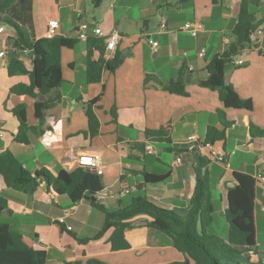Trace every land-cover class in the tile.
<instances>
[{
	"label": "crops",
	"instance_id": "crops-1",
	"mask_svg": "<svg viewBox=\"0 0 264 264\" xmlns=\"http://www.w3.org/2000/svg\"><path fill=\"white\" fill-rule=\"evenodd\" d=\"M88 1L14 0L4 8L0 0V24L4 26L0 51L5 52L0 57V152L10 150L32 173L46 169L52 174L60 169H74L80 156L99 154L103 165L102 190L116 194L115 198L102 201L109 210L128 204L133 196L146 194L185 214L196 177L207 170L214 217L207 231L226 240L227 189L236 183L233 173L264 175V138H252L249 128L250 123L264 128V0L250 6L256 20H260L255 31L258 43H251L232 57L242 59V64L230 62L224 69L225 83L232 85L241 98L251 99V110L224 107L216 90L199 84L207 78L208 61L234 40L232 25L241 0H218L216 4L212 0H114L109 5L111 9L102 13L88 12ZM3 15L22 25L33 39L46 36L50 19L59 23L55 35L77 39L72 47L61 49L64 81L60 86L35 96L8 95L13 85L29 83L27 74H8L9 59L22 60L30 70L32 56L13 47L14 30L3 22ZM81 21L90 26L88 36H96L91 32L94 26L104 33L117 29L120 34L114 51L104 54L105 59L119 55V63L113 70L104 69L98 82H86V40L77 37ZM188 22L202 25L195 36L184 28ZM148 39L157 41V45L149 44ZM201 50L203 55H199ZM94 57H99L97 51ZM174 79L181 80L186 95L162 88ZM92 99H96L91 107L100 125L98 133L90 137L85 106ZM49 101L51 107L43 111L42 120L38 121L35 103ZM21 103L26 104L27 122L33 127L27 144L14 140L18 121L11 110ZM219 109L233 123L226 129V140L212 143L211 148L216 154L234 151L229 168L212 158L207 147L200 154L199 145L207 127L220 126ZM58 123L59 133L55 131ZM165 124L170 125L169 145L175 150L156 148L153 142L142 138L145 130ZM48 133L60 138L49 142ZM192 135L196 141L188 139ZM137 143L144 144L142 151ZM149 148L154 152L148 153ZM200 157L207 161L204 168ZM142 172L167 177L159 183L143 185ZM123 189L129 192L123 193ZM0 197L6 200L8 209L0 216V222L31 238L36 248L45 249V264L85 261L91 257L110 264H164L185 259L164 233L146 224L150 217L145 214L133 217L132 227L125 231L129 248L112 251V229L93 238L102 227L104 214L85 199L72 202L43 182L33 192L0 186ZM263 202L264 182H255L258 252L252 258L262 262ZM56 220L62 223L57 224ZM60 225L75 236L62 231ZM71 237L89 240L78 244Z\"/></svg>",
	"mask_w": 264,
	"mask_h": 264
},
{
	"label": "trees",
	"instance_id": "trees-1",
	"mask_svg": "<svg viewBox=\"0 0 264 264\" xmlns=\"http://www.w3.org/2000/svg\"><path fill=\"white\" fill-rule=\"evenodd\" d=\"M98 6L101 0H91ZM185 0H180L183 2ZM263 0H241L235 22L232 25L234 40L218 55H215L206 65L207 78L199 81L203 87L218 92L224 107L235 109H252L251 99L239 96L234 87L224 81L225 66L231 62L232 57L242 49L250 46L251 35L257 30L260 20H256L250 6H257ZM14 0H3L4 8H8ZM214 4L218 0H212ZM3 22L14 30L13 47L21 51L29 49L32 56V68L28 70L24 62L11 57L7 63L9 75L27 74L29 83H18L10 87L8 95H29L44 93L63 83L60 67V54L63 47H72L76 38L53 35L52 37L30 38L27 30L7 16L1 17ZM99 57H94V52ZM104 39L97 36H88L86 39V82H98L104 69L113 70L119 63V55L112 59H105ZM149 78V77H148ZM147 80V78L145 79ZM163 89L186 95L181 80H171ZM96 99L90 100L85 106L87 118V134L92 137L99 131V120L92 110ZM52 101L35 103L34 115L38 121L42 120L43 111L51 107ZM18 121L14 140L27 144L29 133L33 127L27 122L26 104L21 103L11 110ZM220 126L209 125L206 129L203 143H214L226 140V129L233 120L227 119L222 109H219ZM250 136L264 138V128L250 123ZM142 138L151 142L164 144L163 149L175 150L170 143V125H162L158 129L145 130ZM178 150V149H176ZM179 151V150H178ZM201 167L207 161L199 158ZM143 185L155 184L163 181L167 174H154L142 172ZM236 183L227 189V208L225 219L228 224L227 239L215 233L208 232L213 221V205L211 200V185L207 170L197 175L195 187L188 203L185 214H179L173 209L160 203L146 194L136 195L126 205L115 210L107 209L95 195L103 188L101 176L86 168L77 166L72 170L60 169L56 174L43 169L31 172L13 155L10 150L0 152V186L33 192L43 182L56 194L68 196L72 202L85 199L93 208L103 212L102 227L93 238H99L107 230L112 229L109 237L112 251L129 248L125 238L126 229L132 227L131 219L139 214L150 217L146 224L164 233L172 246L185 255L182 261H171L164 264H264L260 260H253L257 254V221L255 213V179L252 175L235 171L233 173ZM90 192V194H87ZM6 200L0 197V216L6 209ZM61 224V221H55ZM62 231L75 236L63 225ZM87 242L88 238L77 239ZM47 252L36 248L28 236L12 230L8 224L0 222V264H45ZM65 264H110L97 258H87L85 261L74 260Z\"/></svg>",
	"mask_w": 264,
	"mask_h": 264
},
{
	"label": "built area",
	"instance_id": "built-area-1",
	"mask_svg": "<svg viewBox=\"0 0 264 264\" xmlns=\"http://www.w3.org/2000/svg\"><path fill=\"white\" fill-rule=\"evenodd\" d=\"M201 24L199 22L197 23H185L184 24V28L192 35V36H195L197 34V32L200 30L201 28ZM59 27V23L56 19H50L48 20V23H47V31H46V36L47 37H52L53 35H55L56 33V30L58 29ZM161 27H164V23L161 24ZM89 30H90V26L89 24L86 22V21H81L79 24H78V28H77V37L79 39H82V40H86L87 37H88V33H89ZM91 32L98 36V37H102L104 38V43H105V55L106 53L108 52H111V51H114L118 41H119V38H120V34L118 32L117 29H113L112 31H110L109 33H104L102 31L101 28L97 27V26H94L93 28H91ZM4 33V26L0 24V34ZM250 40H251V43H255L257 44L258 43V38L256 36V32L253 33L250 37ZM148 43L153 45V46H156L157 45V41L155 40H152V39H148ZM22 52H25V53H29V49H22L21 50ZM204 53V50H201L199 52V55H203ZM5 56V52L3 50L0 51V57H3ZM232 63L236 64V65H240L242 64V59L240 58H237V59H233L231 60ZM0 136H2V132L0 131ZM188 139L190 141H196V136L195 135H192V136H189ZM211 144L212 143H201L199 145L200 147V154H203L202 152V148L203 147H207L210 149V156L220 162H223L225 164L226 167H230V157L231 155L234 153V151H231L229 153H219V154H216L214 150H212L211 148ZM154 151L152 149H148V153H153ZM85 157H90L93 161L92 164H83L82 163V160L85 158ZM77 164L78 166L80 167H83V168H86L90 171H93L95 172L96 174L100 175L103 171V165H102V162H101V158L99 156V159H97V155H83V156H80L78 159H77ZM254 179H255V182H264V175L263 174H257L254 176ZM123 193H128L129 190L128 189H123L122 190ZM116 194L111 191V190H108V189H104V190H101L100 192H98L96 195H95V198L96 200L98 201H104L106 199H113L115 198ZM261 210L264 211V202L261 204L260 206Z\"/></svg>",
	"mask_w": 264,
	"mask_h": 264
},
{
	"label": "rangeland",
	"instance_id": "rangeland-1",
	"mask_svg": "<svg viewBox=\"0 0 264 264\" xmlns=\"http://www.w3.org/2000/svg\"><path fill=\"white\" fill-rule=\"evenodd\" d=\"M158 2H161L162 0H156ZM89 2V9L87 10L88 12H91V10H95V11H99V13H102L105 11V9H111L109 8L110 6V3H114V0H101V3L98 5V6H94V4L92 3L91 0L88 1ZM153 145L156 147V148H160L164 146V144L162 143H159V142H153ZM233 157V154L231 155ZM128 198V197H127ZM262 236V235H261ZM76 243L78 244H82V242H79L78 240H76L74 237H71ZM75 243V244H76ZM78 248L80 246H77Z\"/></svg>",
	"mask_w": 264,
	"mask_h": 264
},
{
	"label": "clouds",
	"instance_id": "clouds-1",
	"mask_svg": "<svg viewBox=\"0 0 264 264\" xmlns=\"http://www.w3.org/2000/svg\"><path fill=\"white\" fill-rule=\"evenodd\" d=\"M60 130H61V124L58 123V124H56V126H55V131H56L57 133H59ZM47 135L50 137V141H49V142H51V141H56V140H58V139L60 138V137H58V136L52 135L51 133H48ZM96 155H97V159H99V154H96ZM82 163H83V164H92L93 161H92V159H91L90 157H85V158L82 160Z\"/></svg>",
	"mask_w": 264,
	"mask_h": 264
},
{
	"label": "water",
	"instance_id": "water-1",
	"mask_svg": "<svg viewBox=\"0 0 264 264\" xmlns=\"http://www.w3.org/2000/svg\"><path fill=\"white\" fill-rule=\"evenodd\" d=\"M136 145L141 151L144 149V144L143 143H137ZM87 194H90V192H87ZM4 212H8V209H6Z\"/></svg>",
	"mask_w": 264,
	"mask_h": 264
}]
</instances>
